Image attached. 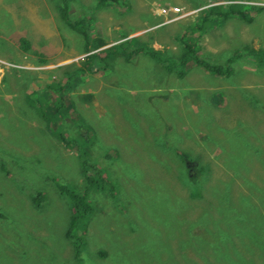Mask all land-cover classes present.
Wrapping results in <instances>:
<instances>
[{
  "label": "rangeland",
  "instance_id": "rangeland-1",
  "mask_svg": "<svg viewBox=\"0 0 264 264\" xmlns=\"http://www.w3.org/2000/svg\"><path fill=\"white\" fill-rule=\"evenodd\" d=\"M228 1L67 0L65 19V0H0V254L10 264H264V75L246 55L264 49V0H234L251 23L215 17ZM82 20L90 43L70 26ZM187 44L204 62L231 58L234 74L183 66ZM92 54L100 69L74 72ZM65 72L68 88L50 90ZM86 166L115 188L94 189L77 259L58 186L84 187ZM189 167L208 172L193 181Z\"/></svg>",
  "mask_w": 264,
  "mask_h": 264
},
{
  "label": "trees",
  "instance_id": "trees-1",
  "mask_svg": "<svg viewBox=\"0 0 264 264\" xmlns=\"http://www.w3.org/2000/svg\"><path fill=\"white\" fill-rule=\"evenodd\" d=\"M231 1H234V0H229L228 2H231ZM99 2L101 5H106L107 0H99ZM65 3H66L67 7L60 8V10H61L60 14L63 16V18L67 19L70 17V8L68 7L67 0H65ZM246 5L247 4H242V3H237V4L230 3L226 7H224V5H218L215 8H213L214 9L213 11L216 12V13H214V16L217 18H221L222 20H226V19L228 20V18L240 17L244 21L251 23L252 18L249 17L248 13H247L251 10H245L244 6H246ZM260 10L262 11L263 8H260ZM208 17H209V15L206 12L205 19H207ZM202 20L204 21V18H202ZM203 21H202V24H203ZM70 26L73 29H75L78 33H80L82 36H84L87 43H90L92 41V37L89 33L90 32L89 31V24L86 21L82 20V24H80V23L79 24H73L70 22ZM199 29H201L200 26H199L198 30ZM21 42H22L21 45L26 52H30L32 50L31 49V43L29 40L21 39ZM191 46L192 45H189V44L186 45L185 51L183 53L184 56L181 57V59H180L181 64L183 66H187L190 58H192V60L195 64H198L201 67L205 68L207 71H210V72L215 73L217 75H232V74H234V70L231 68L232 66H230V64L233 61L231 58H229L228 61L226 62L227 66L212 64V63H209L206 61L204 62L200 59V55L197 53L196 49L192 48ZM107 52H109V51H107ZM138 52L139 51L135 50V51H133L132 54L138 53ZM152 52L153 53H148V54L150 56H152L153 58L159 60V58L157 57V53H156V52H159V50H153ZM37 55L39 56V60H37V62H39L41 64H47V62L49 61L48 58H46L44 55L39 54V53H37ZM246 55L249 56L250 59H252L255 62V64L253 66H255L257 68L258 74L264 75V49L247 46L246 47ZM99 57L100 56L98 54L97 55L96 54L89 55V57L87 58V61H86L88 64L87 63L83 64L81 67H79L80 69H76V71H74V72L78 73L77 70H81L82 73L87 72V71L88 72H97L100 68L96 67L97 65L92 64V63H93V61H96ZM105 57L109 58V54L106 55ZM235 57H241V55L237 54ZM17 70H24V69L19 68ZM68 72H70V71H68ZM15 73L18 74L19 71H15ZM65 75L67 76L66 81L63 83V85L61 87L57 86V85L52 86L51 84H49V85H47V86H49V89L53 90L54 92H59V91H62L64 89L68 88V86L71 83V79H70L69 75L67 74V72H65ZM31 93H29V94H31ZM92 96H93V94H89L90 98ZM63 101L64 102L65 101L70 102L71 99L66 98ZM89 133L90 132H88V134H86V138L92 139L93 136H91V134H89ZM195 166L196 165H194V167ZM87 170L90 171V175H88V177L86 178V185H84V187L76 188V191H72L71 190L72 187H69L68 185L61 184L58 186L60 193L64 196H67L69 199L68 201L71 203L70 226H69L68 231L66 232V237L68 239H74L75 238L74 239V249H75L77 259H80L81 251L83 248H85V245H86L85 239L82 237V235L78 236L77 229L83 220L87 219L89 216H91L94 213L93 200H92V197H93L92 193L95 192L94 189L96 188L100 192V189H106L108 186L110 187L111 191H114V188H115L112 181L108 180V177L104 173V170H101V169L96 168L94 166H86L83 169L84 174H86ZM187 172L193 181H197L200 178V176L201 177L205 176L208 171L207 170H199L197 167L196 168L189 167ZM115 196H116V194L112 195L113 198ZM35 202L39 208L42 207L43 203H44V196L42 194H38L35 197ZM11 260H12V257L2 256V254H0V264H10Z\"/></svg>",
  "mask_w": 264,
  "mask_h": 264
},
{
  "label": "crops",
  "instance_id": "crops-1",
  "mask_svg": "<svg viewBox=\"0 0 264 264\" xmlns=\"http://www.w3.org/2000/svg\"><path fill=\"white\" fill-rule=\"evenodd\" d=\"M156 48V47H155ZM175 47H173V49H174ZM157 49V48H156ZM157 50H159V49H157ZM31 92V90L28 92V93H30Z\"/></svg>",
  "mask_w": 264,
  "mask_h": 264
},
{
  "label": "clouds",
  "instance_id": "clouds-1",
  "mask_svg": "<svg viewBox=\"0 0 264 264\" xmlns=\"http://www.w3.org/2000/svg\"><path fill=\"white\" fill-rule=\"evenodd\" d=\"M230 3H235V1H231ZM157 50V49H156ZM160 50V49H159Z\"/></svg>",
  "mask_w": 264,
  "mask_h": 264
},
{
  "label": "bare ground",
  "instance_id": "bare-ground-1",
  "mask_svg": "<svg viewBox=\"0 0 264 264\" xmlns=\"http://www.w3.org/2000/svg\"><path fill=\"white\" fill-rule=\"evenodd\" d=\"M213 1V0H212ZM91 209V208H90Z\"/></svg>",
  "mask_w": 264,
  "mask_h": 264
},
{
  "label": "built area",
  "instance_id": "built-area-1",
  "mask_svg": "<svg viewBox=\"0 0 264 264\" xmlns=\"http://www.w3.org/2000/svg\"><path fill=\"white\" fill-rule=\"evenodd\" d=\"M178 10V9H177Z\"/></svg>",
  "mask_w": 264,
  "mask_h": 264
}]
</instances>
